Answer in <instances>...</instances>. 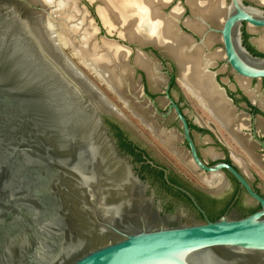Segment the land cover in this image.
Wrapping results in <instances>:
<instances>
[{
    "label": "water",
    "instance_id": "obj_1",
    "mask_svg": "<svg viewBox=\"0 0 264 264\" xmlns=\"http://www.w3.org/2000/svg\"><path fill=\"white\" fill-rule=\"evenodd\" d=\"M78 1L102 32L92 7ZM229 1L215 31L227 63L263 79L264 58L244 47L242 27L264 28V13ZM32 10L0 0V264H264V200L230 166H205L182 119L194 164L212 174L227 170L262 209L215 222L164 213L106 123L124 118L46 40V32L54 36L34 15L47 9Z\"/></svg>",
    "mask_w": 264,
    "mask_h": 264
},
{
    "label": "flooded vegetation",
    "instance_id": "obj_2",
    "mask_svg": "<svg viewBox=\"0 0 264 264\" xmlns=\"http://www.w3.org/2000/svg\"><path fill=\"white\" fill-rule=\"evenodd\" d=\"M224 1L228 6L230 1ZM263 1L243 0L245 6L264 13ZM172 2L182 9L178 22L181 33L192 44L201 45L204 56L212 59L206 73L221 102L217 104L216 97L210 102L194 91L182 78L178 63L162 49L117 37L114 39L120 41L119 45L133 49L131 56L144 55L154 64L159 81L150 80L148 72L132 59V79L126 84V95L119 96L131 105L137 123L132 124L126 117L125 123L109 117L106 123L164 213L183 211L204 222L224 216L248 217L259 212L261 204L227 170L212 174L194 164L185 123L205 166H230L264 200V78L243 77L227 63L222 37L215 32L222 29L225 17L221 28L205 20L206 30L199 35L183 23L187 18L194 19L186 0ZM242 33L244 47L253 56L264 58V49L258 44L264 28L244 23ZM208 36L219 37L222 52L216 51L214 40L207 44ZM195 99L202 104H195Z\"/></svg>",
    "mask_w": 264,
    "mask_h": 264
},
{
    "label": "bare ground",
    "instance_id": "obj_3",
    "mask_svg": "<svg viewBox=\"0 0 264 264\" xmlns=\"http://www.w3.org/2000/svg\"><path fill=\"white\" fill-rule=\"evenodd\" d=\"M35 1L37 2V0ZM91 1L101 2L98 14L110 32L117 29L120 32V38L123 37L130 43H137L141 46L151 44L162 49L178 63L182 78L194 91L200 93L203 98L210 99V102L215 97L217 98V101H215L217 104L221 102L217 91L212 85L210 75L206 73V67L212 64V59L204 56L203 47L192 44L190 39L182 34L178 27V22L182 16L180 5L169 15L163 11L174 0ZM61 2L64 7L72 10L75 19L82 21L85 18L81 11H79L81 14L78 13L79 17L76 18L77 11L75 12L76 9H74L71 0H61ZM186 3L191 9L194 19L187 20L185 25L199 35H203L204 30H206L203 24L205 20L210 21L213 25H219L221 28L224 17L226 18L228 13L227 4L224 0H186ZM35 21L37 23L38 20ZM43 26L48 27L49 25ZM39 27H41L40 24ZM75 28H80V25ZM80 30H84L85 33L82 46L79 48L80 55L85 63L91 64L94 70L101 77H104L115 91L126 95V84L130 82L129 80L133 76L132 66H130V50L110 41L104 43L101 48L94 42L92 31L86 30V24ZM45 35L46 40L54 45L56 39L50 38L52 36L48 32ZM212 40H214V37L208 36L207 44ZM258 44L260 48L264 49V36L258 40ZM135 63L148 72L150 80L158 83V76L154 72L155 66L146 56L138 54ZM109 109L114 113H119L120 117H125L122 112H117L112 104Z\"/></svg>",
    "mask_w": 264,
    "mask_h": 264
},
{
    "label": "rangeland",
    "instance_id": "obj_4",
    "mask_svg": "<svg viewBox=\"0 0 264 264\" xmlns=\"http://www.w3.org/2000/svg\"><path fill=\"white\" fill-rule=\"evenodd\" d=\"M14 1L24 11L26 15H29L30 13L32 14V12H34L32 9H34L35 7L37 9H42V8L47 9L48 14L36 12L34 16H38L39 19L40 18L42 19V22L44 24L49 25L48 27H50V29L48 30L51 31V33L53 34L54 38L56 39L55 41L59 45L62 52H64L66 56L69 57L70 60L76 65V67L92 83L96 85V87L109 99V101L112 102L114 106L117 107L118 111L122 112V114L132 124L135 125L137 121H135L133 112L130 109L131 105L129 106V104L119 96V93L115 91L108 84V82L104 79V77H101L98 74V72L94 70L91 64L85 63V60H83V58L80 55L79 48L82 46V41L84 40V36H85L84 30H80V28H83L85 24H86V30L89 29L90 31H92L93 38L95 39L94 42H96L97 46L101 48L103 44L107 42L103 36L111 35L112 36L111 39L121 37L120 32L117 29H115V31L113 32H110V30L107 28L104 21L102 20L101 16L98 14L99 12L98 9L101 5V2L100 1L93 2L91 0H86L87 3L92 7V10L96 13L100 24H102L105 27L103 32H99L97 30L95 21L92 19L90 14H88V12L86 13V9L84 7L85 5L83 3H80L78 0H71V2L74 4V9H76L75 12L77 11L76 18L79 17L78 13L81 14L82 12L84 14L85 18H83L82 21H78V19H75V17L72 15V10L64 7L61 0H37V2L36 1L34 2V0H14ZM178 6H179V3L172 2V4L164 8L163 11L167 15H169ZM187 20L188 18L185 19L183 23H185ZM78 25H80V28L76 29L75 27ZM120 39L123 41H127L123 37ZM214 42H215L214 45L216 47V51L219 50V52H222L221 46H220L221 41L219 37L215 36ZM132 59L134 60L136 58L131 56L130 54L131 62H133ZM195 104L201 105L202 103L198 101V99L197 100L195 99ZM172 162L175 163L176 160H172Z\"/></svg>",
    "mask_w": 264,
    "mask_h": 264
},
{
    "label": "trees",
    "instance_id": "obj_5",
    "mask_svg": "<svg viewBox=\"0 0 264 264\" xmlns=\"http://www.w3.org/2000/svg\"><path fill=\"white\" fill-rule=\"evenodd\" d=\"M120 148H121V146H120Z\"/></svg>",
    "mask_w": 264,
    "mask_h": 264
}]
</instances>
